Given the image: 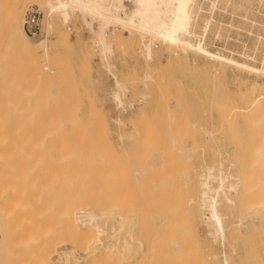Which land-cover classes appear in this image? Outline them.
Segmentation results:
<instances>
[{
  "label": "rangeland",
  "instance_id": "obj_1",
  "mask_svg": "<svg viewBox=\"0 0 264 264\" xmlns=\"http://www.w3.org/2000/svg\"><path fill=\"white\" fill-rule=\"evenodd\" d=\"M7 1L8 0H4V3ZM0 2H2V0H0ZM22 2L23 0L21 3ZM42 2L43 0H24L22 3L24 21L29 13L35 12L38 14L41 22L40 34L31 36L26 32L30 43L35 46L46 38L47 44L51 41V46L43 55L42 52H38V56L32 58L29 79L23 83L24 88L18 90V107L22 109L34 108L38 110H54L53 108H55L57 112L58 109L56 107L58 106L59 108V105H56L58 100V103L61 104L60 106L65 104L66 106H64V108H69V112L75 110V113L72 111L73 113L69 114L68 112L66 115L68 116L69 114L70 117L73 116L76 118L75 124H78L77 126L80 128L77 130L79 133L81 130H84V126L86 125H88L87 127L90 126L93 128L92 131V128L89 129L90 127H86V129H88L87 131L90 133V135L88 133L89 136L84 134L86 136H84V138L87 140L88 144L83 140V137L80 136L81 134L79 136L76 135L78 137L75 135L74 137L68 135L70 133L72 134L70 131H75L77 127L75 130L71 128L69 133L66 130L65 133L68 135L67 139L70 138V147L75 144L81 145V142L85 141V144L83 143L81 148L84 147V145H89V142L90 145L92 144L90 147H94V149L98 148L96 150L99 152L87 146L89 148L88 150L91 149L90 151H94V154L96 153L95 157L100 154L94 160L92 159L94 158V155H92L93 152H88L91 154L89 156L94 164L95 161L97 163L99 162L100 164H98L101 167L94 166V171L91 170L93 172L96 170L98 174L99 171H104V174L100 177L102 179V176L107 174L108 176L106 178L108 179L104 177L105 180H109L111 177L113 178V181H110V184H112H109L108 187L110 190L111 186V190L109 191L106 189V191L109 192H105V194L107 193L109 196L111 194V198L108 195V198L106 195L102 197L103 195L101 192L100 195L102 196L100 197H102V199L98 198L97 200H102L100 204L104 212H101L106 213V216L102 218V222H100V227L104 229L105 233L100 237L96 235L97 242L94 250L96 252L101 251L104 245L109 247V244H111L109 248L112 247V249L121 251L123 250L121 249L122 240L128 239L127 235L129 231L130 234H140L141 231L137 233L140 229L134 230V227H136L135 222H133L132 225H127V223H125L123 228L118 232V236L113 239L111 236L115 231H118V222L120 218L123 220H138V222L142 220L141 223H143V216H147V218L149 216L150 219L151 215L150 220L152 221L146 218L144 219L148 221V224L150 222V225H153V229H151V226L147 223H144V229H147L146 233L148 234L152 230L150 234L154 237L155 229H157V226L160 227L161 220L165 219L166 221L167 219L171 227L173 224L174 230L177 221L182 222L185 217H188L185 220H192V228L200 238L201 245L204 247V254L196 257L198 261H201L206 254H214L217 257L215 263L221 264L222 255L225 254L230 258L231 264H262L264 262V210H259L256 214L252 210L253 205H256L255 203L250 205V211L247 209L248 207H244L243 204L245 205L246 202H248L249 197L245 198L247 199L245 203L243 200V204L241 200L240 202L238 201V198H232L234 204L230 205V203L224 199L226 193L221 195L222 197H219L220 203L218 211L219 213L221 212L220 214L223 216V227L225 231H228V228H234V230H236V232L234 231V233L230 234V238L225 243V246L221 247L218 243H213L208 237V232L211 230L204 224L207 214L199 209L198 194L201 189L199 185L196 186L199 184L198 182L201 181V178L208 172H210L214 178L219 174L221 177L224 175H226L225 177H229L230 175L236 176V174L241 175V171L244 172V170L248 169L246 167L253 156L252 150H249L246 135H244L243 131L246 122L243 120L245 116L240 115L239 117L238 112L233 109V105L224 100L229 98L228 96H230V94L233 96L236 92L238 88V73L236 72V74L226 69L225 75L222 76L220 74L221 70H219L221 68L216 62L210 60L206 61L203 56L192 53L189 50L183 51L184 55H182V51H180L176 55L178 57L175 55L170 56V51L158 41L151 43V48L154 51L153 57L150 61H146L143 56L142 43H140L138 39L132 42L129 41L127 33L121 31L118 24L109 28V31L118 37V45L115 42L110 43V55L107 54L106 58H104L92 45V31L86 28L77 16L72 17L68 23H62L59 19L53 17L54 31L65 26L69 28L66 32L69 37L68 42L57 43L58 41L53 31H50L51 33L46 35L44 22L46 8ZM195 4L197 6H195ZM195 4L193 9L195 12H193L198 13H196L198 22L195 29L196 37H187L190 42L196 43V39H198L199 34L203 31L202 24L207 19H210L209 29L205 37V39L208 38V41L207 39L205 40V44L209 51L237 58L238 53L246 49L250 54L256 53L255 57L258 59L261 55L260 51H262L263 45L256 43V37L264 36V9H260L261 7L258 1L195 0ZM130 7V5H127L126 9ZM92 29L94 31L96 30L95 23H93ZM117 31L120 32V34H118ZM54 41L56 42L52 44ZM259 45L262 48L259 47ZM106 63H108L109 66L111 65L110 72L116 74L114 75L120 85V90L115 89L116 86L111 74L105 70L104 67ZM253 77L254 76L250 75L249 79H253ZM257 80L263 82L264 78L259 77ZM118 90L119 100L122 104H120V106H117V102L114 101L112 97L113 93ZM214 94L216 96L213 98ZM216 100H218V102ZM224 101H226V104ZM221 104H225L227 108ZM229 105H231L229 108L232 107L231 109H233V111L228 110ZM140 107L143 108L142 114L144 116H141V113L138 114V109ZM61 108L59 110H62V112L59 113V116L63 114L64 108ZM219 109H224L222 111L223 117L221 118V113H219L220 115L218 114V111L221 112ZM64 112L66 113L67 110ZM225 112L228 114L227 116ZM56 115L54 117H56ZM60 117L58 118L60 119ZM63 119V123L68 124V121H65V119L68 120V118L66 117ZM129 119L130 121H128ZM137 120L138 123H135L134 121L137 122ZM119 122L122 124H119ZM64 128L66 129L69 127L65 125ZM78 132L76 133L78 134ZM241 132L243 133L242 136H238ZM80 137L82 138L81 140H83L81 142L78 140ZM92 139L97 141V143H94ZM238 139L241 140L239 141ZM74 140L75 142L72 144ZM77 141L80 143L77 144ZM66 144H68V142L65 143V145ZM95 144L98 146L96 147ZM74 147L75 146H73L72 149H75ZM79 148L75 151L80 153L81 151ZM84 148L87 149L86 146ZM81 150L83 152L84 149L82 148ZM79 153L76 152L77 155H79ZM80 154L81 156L83 155L82 153ZM89 156H87L88 159L85 158L87 161H89ZM85 159L81 160L84 162ZM103 161L106 162L103 163ZM257 161L260 162V160ZM85 163L87 162L85 161ZM101 163H103V166L105 163H108L111 168H102L103 166ZM255 163L256 162L253 161L248 170H253V165ZM86 165L88 166L90 163ZM258 166L261 167L260 165ZM208 168L210 169L208 170ZM254 170L257 169L254 168ZM97 172L94 174L89 173L86 178L89 177L91 179ZM109 174L113 175L109 176ZM98 177L95 178V182H99V185H97V183L96 186H90V188L88 186L90 189L89 192L92 194L94 191L98 192L95 187H100V190L105 188L101 185L104 182ZM198 177H200L199 181ZM214 178L210 179L212 181L209 180L211 189L217 186V181L213 182ZM105 182L107 183V181ZM229 182L231 181L227 180L225 185H229ZM103 185L105 186L106 184L104 183ZM85 186L83 187V185H81V189L82 187L86 189ZM195 188L197 192L194 191ZM183 189L185 191L182 192ZM186 193L190 194V196L185 195ZM92 196L95 198V193ZM105 198L108 199H106L107 202L114 200L116 203H121L119 201L122 199L125 202L120 204V206L129 203L125 205L133 207L131 210L128 209L130 208L129 206L127 207L128 212L132 214H126L127 209L124 208L125 206L123 207V211L120 210L121 207H117L119 206L117 204L116 206L114 205L115 207L111 208L113 203L112 205L108 203L111 206H108L109 209H107V203H103ZM112 198H117L118 202L115 201V199L112 200ZM133 199H137L138 204H136L138 206L142 204V207L145 208L142 209L141 206L138 207L137 205H133L134 203L131 201ZM223 199L227 203L223 202ZM155 201H157V206H153V209H156V211L152 210L150 207L152 202ZM185 201H187V203H185ZM146 202L151 203L149 204ZM189 206L190 208L193 206L192 208H195V210L192 208L189 209ZM157 207L159 209L158 211H165L166 208L167 211L171 213L172 219L169 213H167V217L169 218L166 217L167 211H165V213L161 211V213L163 212L164 214L158 212ZM238 207L240 209H238ZM242 207L246 208V210L244 208L242 209ZM104 208L112 212L111 215L108 216V212L104 210ZM245 212H252V216H248L250 213L247 215ZM126 215L128 216L124 217ZM180 215L182 217L184 215L186 216L182 218ZM257 215H261V217ZM154 216H156V218ZM255 216L257 218H255ZM173 220L176 222H173ZM237 220H241L239 229L235 227ZM254 221L256 224H254ZM162 235L163 237H161ZM165 235L162 233L159 237L163 238L166 243H168L167 240H170V238H174L173 233L164 237ZM155 240L157 239L155 238ZM207 246L209 247V251ZM170 250H168L167 253L171 252ZM252 253L253 255H251ZM122 254L126 255V250L122 251ZM74 255L77 257L83 256L78 252H75ZM253 257L254 259H252ZM51 261V264H63L57 256ZM99 262L101 261L99 260L97 264ZM134 263L144 264V262Z\"/></svg>",
  "mask_w": 264,
  "mask_h": 264
},
{
  "label": "bare ground",
  "instance_id": "obj_2",
  "mask_svg": "<svg viewBox=\"0 0 264 264\" xmlns=\"http://www.w3.org/2000/svg\"><path fill=\"white\" fill-rule=\"evenodd\" d=\"M21 1L22 0H8L4 3V0H2V2H0V264H51V260L55 256L59 257L63 264H97L99 260L101 262L98 264H135L134 262H144V264H216L215 261L217 257L214 254H206L207 256L205 255L201 261L196 259L199 255L204 254V247L201 245L200 238L192 228V220H185L188 218L185 217L186 215L183 217L180 215L182 218L185 217V219L182 222L177 221L174 230L173 224L171 227L167 219L166 221L165 219L161 220L160 227L156 225L159 230L155 229L154 237L150 234L152 230L149 232V235L146 233L147 229H144V223L148 222L146 219L152 221L150 220L151 215L150 219L149 216L148 218L147 216H143V223H141L142 220L138 222V220H123L120 218L118 222L119 229L117 228L118 231H115L111 236L113 239L118 236V232L123 228L125 223H127V225H132L133 222H135L136 227H134V230L140 229L137 231V233L141 231L140 234H130L129 231L127 235L128 239L122 240L121 249L123 250L120 249L121 251L112 249V247L109 248L111 244H109V247L104 245L101 251L96 252L94 250L97 242L96 235L100 237L105 233L104 229L100 227V222H102V218L106 216V213H103L104 211L100 204L102 200H97L98 198L102 199V197H105L104 195H108L107 193L111 190V186L110 190L108 187L110 181H113V178H110L112 180H105L108 176L107 173V175L102 176V179L100 177L104 174V171H99L100 175L96 170L93 172L94 166L100 167V163L98 162V164L95 161V164H97L95 165L93 160L90 159L89 155L91 154L88 152H93L92 155H94V158L92 159L94 160L100 154L97 153L98 155L95 157L96 153L94 154V151H90L91 149L88 150L89 148L94 149V147H90L92 145H90V142L89 145H84L87 149L82 147L84 149L82 152L81 145L83 143L85 144V141L88 144L84 136H89L90 133L87 131L88 129H86L88 125L84 126V130H81L80 133L77 131L79 127L77 126L78 124H75L76 118L69 116V114L73 113L75 110H72V112L70 109L71 112H69V108L65 107L68 108L65 109V104L60 106L61 104L58 103V100L56 104L59 105V108L58 106L56 107L58 109L57 112L55 108H53L54 110H38L34 108L22 109L18 107V90L23 89V83L29 79L32 58L38 56V52H42L43 55L51 46V41H48L49 44H47V39L45 37L44 40L40 41L35 46L30 43L23 17L22 3L24 0L22 3ZM252 1H258L261 7L260 9H264V0ZM42 3L46 8L44 21L46 35L50 34V31H53L58 41L57 43L68 42L69 37L66 32L69 28L65 26L58 29L57 27L58 30L54 31L53 17H56L62 23H68L72 17L77 16L83 22L84 26L92 31V45L104 58L109 54L110 43L118 42V37L109 31L111 26L118 24L120 30L127 33L129 41L132 42L138 39L139 42L142 43L143 56L146 61H150L153 57L154 51L151 48V43L158 41L170 51V56H176L180 51H182L181 54L184 55L183 51L189 50L192 53L203 56L206 61L210 60L216 62L221 68L219 70H221L220 74L222 76L225 75L226 69L238 73V77L233 74L238 78V88L236 92L233 96L230 94L231 97L228 96L229 98L224 100L233 105V109L238 112L239 117L240 115L245 116L243 120L246 122L243 131L244 135H246L249 150H252L253 153L252 160L250 159V162H252L250 164L248 161L249 164L247 163L248 165L246 168L249 169L253 161L256 163L253 165V170L250 169V171L247 169L244 170V172L241 171V175L236 174V176L230 175L229 177H225L226 175H224L221 177L218 172L219 175L214 178L210 172L207 174L205 173L206 175L201 178L200 182H198L200 179V177H198L197 182L199 184L196 185H199L201 189L198 194L199 209L207 214L204 224L211 230L208 232V237L213 243H218L221 247H224L225 243L230 238V234L234 233V231L236 232V230H234V228H228V231H225L223 227V216L220 214L221 212L219 213L218 211L220 203L219 197L221 198V195L226 193L224 199L230 203V205L234 204L232 198H238V201L240 202L241 200L243 204V200L245 203L247 200L245 198L249 197L248 202H246L245 205L243 204L244 207H248L247 209L250 211V205L255 203L256 205H253L252 209L255 213H258L259 210H264V81L261 82L257 80L259 77L264 78V36L257 35L258 37H256V43L263 45V49L260 51L261 55L258 59L255 57L256 53L250 54L246 49H243V51L241 50L237 58H235L220 53H213L207 49L205 40L207 39L208 41V38L205 39V37L209 29L210 19H207L203 23L204 25L202 24L203 31L199 34L198 39H196V43H192L187 39L189 36L196 37L195 29L198 21L197 12L194 13L195 11L193 10L195 0H43ZM127 5L131 7L126 9ZM195 6L197 5L195 4ZM93 23L96 24L95 31L92 29ZM118 34H120V32H118ZM55 42L56 41L52 44ZM259 47L261 46L259 45ZM110 67L111 65L109 66V64L106 63L104 68L111 74L116 86L115 89L120 90V85L115 76L116 74L114 73V75L110 72ZM250 75L254 76L253 79H249ZM119 90L112 95L113 100L117 102V106L121 104L119 100ZM214 96L216 95L214 94L213 98ZM216 101L218 102V100ZM226 101H224L225 104ZM225 104L221 105L227 108ZM231 105L228 106L229 111H233V109H231L232 107L229 108ZM61 107L65 110L63 109V114H61L60 117L59 113H61L62 110L59 109ZM66 110L67 112L65 113L64 111ZM223 110L224 109H222L221 112L218 111V114L221 113L220 118L223 117ZM142 111L143 108L140 107L138 109V114L141 113V116H144ZM68 112L69 114L67 116L66 114ZM51 113L52 115L54 113V115L52 116ZM55 115L56 117H54ZM227 115L226 113V116ZM58 117H60V119ZM66 117L68 120L65 119V121H68V124L63 123V118ZM128 121H130V119ZM134 122L138 123V120ZM119 124L122 123L119 122ZM65 125H68L69 128L65 129ZM71 128L73 130L76 128V130L70 131ZM91 128L92 127L89 129ZM66 130L68 133L69 131L72 132L73 135L70 133L68 134L69 136L74 137V135L79 136L81 134L80 136L83 137L85 141L81 140L82 138L80 137L78 140H80V142L83 141L81 142L82 144H75L73 145L75 149H72L73 146L70 147L69 142L71 143V141H69L70 138L67 139L68 135L65 133ZM91 130L93 131V128ZM76 132H78V134ZM242 134L241 132L238 136H242ZM75 140L72 144H74ZM238 140L240 141L241 139ZM67 142L68 144L66 145L68 147L65 145ZM80 142L77 141L76 143L78 144ZM93 142L97 143L95 140H93ZM95 145L96 147L98 146L97 144ZM77 148H79L81 151L80 153L83 154L82 156L78 151H75ZM96 151L99 152L98 150ZM76 152L79 153V155H77ZM87 156H89V161L91 160L93 163L87 161ZM81 159H85L90 165L87 166V163H85V161L83 162ZM103 159L106 160L105 158ZM257 160H260V162ZM106 161H103V163ZM103 163H101V165ZM108 163H105L104 166L102 165V168H111ZM254 168L257 170H254ZM209 169L210 168H208V170ZM96 172L97 176H95H99L98 178L107 185L104 186V183L102 182L103 184H101L100 182L102 187L105 188L100 190V187H95L98 192L94 191L93 194L95 193V198L97 199L89 192V188L90 186H96L97 183V185H99V182H95L96 177L94 175L91 179L89 177L86 178L89 173L94 174ZM110 175L111 174H109V176ZM211 178H214L215 181L213 180V182L217 181V186L214 189H211V186H209L210 181H212L210 180ZM104 180L107 181V183ZM227 180L231 181L229 185H225ZM81 185H83V187L86 185V189H83V187L81 189ZM106 189L109 191L107 192ZM183 191L185 190L183 189L182 192ZM194 191H196V188ZM101 192L103 196L100 195ZM105 192L107 193L105 194ZM190 192L192 193L191 190ZM185 195L190 196V194L187 193ZM110 196L112 195L110 194ZM107 198L103 200L104 204L107 203V207L111 206L113 203L111 208L115 207L117 204L119 205L117 207H121L120 210L123 211L124 206L125 209L129 206L125 205L129 203L120 206V204L125 202L122 199L119 201L121 203H116L113 199L118 202L117 198H112L113 201L111 202H107ZM224 199L223 202H225ZM131 201L135 206L138 204L137 199ZM157 201L152 202L150 205L154 211H156V209H153V206H157ZM108 203H111V205ZM146 203L150 204L151 202ZM185 203H187V201H185ZM140 206L142 207V204L138 207ZM239 207L238 209H240ZM244 207H242V209ZM144 208L142 207V209ZM166 208L168 209L167 205ZM166 208L165 211H167ZM188 208L191 209L190 206ZM246 208L244 209L246 210ZM107 209H109V207ZM128 209L131 210L133 207ZM128 209L126 214H132L128 212ZM192 209L195 210V208ZM104 210L106 209L104 208ZM158 210L157 207V211ZM106 211L108 212V216L111 215L112 212ZM161 211L158 212L161 213ZM165 211L163 212L165 213ZM167 213H169V215L171 214L167 211L166 217L168 216ZM249 213H247V215L249 214L248 216H252V212ZM127 216L128 215L124 217ZM154 217L156 218V216ZM170 217L172 219L171 215ZM258 217H261V215ZM255 218L257 217L255 216ZM173 222L176 221L173 220ZM254 224H256L255 221ZM148 225H150V222ZM152 226L151 229H153ZM240 226L241 220H237L235 225L236 229H239ZM162 233L164 235L165 233L166 235L173 233L174 238H170V240H167L168 243H166L165 240L161 238L163 237V235L161 236ZM166 235L164 237H166ZM155 238L157 240H155ZM207 249L209 251L208 246ZM125 250L127 254L123 255L122 251ZM168 250L171 252L167 253ZM75 252L83 256L77 257L74 255ZM251 255H253V253ZM252 259H254V257ZM220 263L231 264V260L223 254ZM262 264H264V262Z\"/></svg>",
  "mask_w": 264,
  "mask_h": 264
},
{
  "label": "built area",
  "instance_id": "obj_3",
  "mask_svg": "<svg viewBox=\"0 0 264 264\" xmlns=\"http://www.w3.org/2000/svg\"><path fill=\"white\" fill-rule=\"evenodd\" d=\"M25 29L31 36H35L41 33V25L37 13L32 12L26 16Z\"/></svg>",
  "mask_w": 264,
  "mask_h": 264
}]
</instances>
